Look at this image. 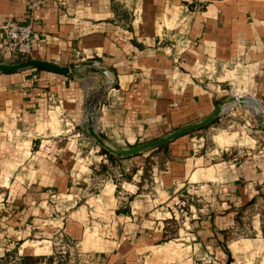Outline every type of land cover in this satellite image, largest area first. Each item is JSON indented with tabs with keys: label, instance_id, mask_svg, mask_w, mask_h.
<instances>
[{
	"label": "crops",
	"instance_id": "obj_1",
	"mask_svg": "<svg viewBox=\"0 0 264 264\" xmlns=\"http://www.w3.org/2000/svg\"><path fill=\"white\" fill-rule=\"evenodd\" d=\"M29 3L0 0V21L27 23ZM194 3L48 0L31 56L12 59L0 38V64L75 70L0 72V264L83 244L101 264H264V118L229 104L264 107V0ZM93 94L94 130L114 148L222 113L110 161L84 125ZM239 150L250 156L236 161ZM108 161L114 176L93 195ZM173 224L183 227L169 240Z\"/></svg>",
	"mask_w": 264,
	"mask_h": 264
},
{
	"label": "water",
	"instance_id": "obj_2",
	"mask_svg": "<svg viewBox=\"0 0 264 264\" xmlns=\"http://www.w3.org/2000/svg\"><path fill=\"white\" fill-rule=\"evenodd\" d=\"M24 68H40V69L53 71V72L63 74V75H73L75 73V70L73 68H60L56 65L46 63V62H40V61L23 62L20 64L11 65V66L0 64V72H2V71H6V72L17 71L19 69H24ZM237 100H240L241 102H243L242 98L237 99L236 97H232L229 103L236 102ZM221 113H222V108H218L210 117H208L207 119H205L204 121H202L200 123L185 127L179 131L174 132L173 134H171L167 137L160 138L156 141L146 143V144H142V145L132 147L129 149L114 148V147L106 144L95 132L93 119H92L90 113L87 117L86 130L88 131L89 135L100 146H102L103 148L108 150L110 153L127 158V157L137 156V155L142 154L144 152H147L149 150H153V149L163 147V146L169 144L173 140H176L180 137H183L185 135L193 133L197 130H201V129L207 127L208 125H210L212 122H214V120L216 118H218Z\"/></svg>",
	"mask_w": 264,
	"mask_h": 264
},
{
	"label": "rangeland",
	"instance_id": "obj_3",
	"mask_svg": "<svg viewBox=\"0 0 264 264\" xmlns=\"http://www.w3.org/2000/svg\"><path fill=\"white\" fill-rule=\"evenodd\" d=\"M238 94H241V93H237L236 95ZM95 97L96 95L93 94V96L89 98V104H88L89 107H88V112H87V116L89 115V113L91 114L93 122H94V117L92 115V106L95 103V100H94ZM247 108L251 109V111L256 117H261L258 114H256L253 108L249 106H247ZM84 125L86 127L87 118L84 121ZM95 144L96 146L98 145L97 143ZM88 151H90V147L84 148L82 157H87L89 153ZM105 165H106V168L104 169H103L104 164L102 163L100 166L98 165L99 167H97L96 170H94L96 178L94 181V188L92 191L93 195H97L102 189V185H103L102 175L114 176L113 172H114V168L116 167L115 164L111 165L110 161H108V164L106 163ZM184 213H186V211H184ZM182 227H183L182 225L173 224L171 227L172 233H171V237L169 238V240L178 238L179 236L177 234L180 232V229H182ZM93 248L94 247L92 246H86L84 244L79 246L78 248L75 245L74 246L71 245V248L66 245H61L60 247H58V249L55 251L54 254L47 256V257H40L36 261H34V264H101V260L98 258L99 254L91 252V251H84V249L88 250V249H93ZM201 264H214V260L207 259L205 262H202Z\"/></svg>",
	"mask_w": 264,
	"mask_h": 264
},
{
	"label": "built area",
	"instance_id": "obj_4",
	"mask_svg": "<svg viewBox=\"0 0 264 264\" xmlns=\"http://www.w3.org/2000/svg\"><path fill=\"white\" fill-rule=\"evenodd\" d=\"M47 1L48 0H30L29 3L30 16L27 23H21L15 20L0 21V38L7 54L12 59L24 60L29 56H31L33 49L32 40H33L34 26H35L34 13L37 10L41 9ZM209 2L210 0H195L193 9L195 11H200L204 9ZM35 78H37V76H35ZM237 99H240V97ZM262 108L264 110L263 106ZM246 156H250V155L246 153L244 150H239L236 153L235 160L237 161Z\"/></svg>",
	"mask_w": 264,
	"mask_h": 264
},
{
	"label": "trees",
	"instance_id": "obj_5",
	"mask_svg": "<svg viewBox=\"0 0 264 264\" xmlns=\"http://www.w3.org/2000/svg\"><path fill=\"white\" fill-rule=\"evenodd\" d=\"M166 146V145H165ZM163 146V147H165ZM163 147H160V148H163ZM102 152L104 155L107 156V158L110 160V161H114L118 158H122L121 156L119 155H115V154H112L110 153L108 150H106L105 148H102ZM130 158V157H129ZM106 168V165L103 166V169ZM38 258H33V257H28V258H25L23 263L22 264H34V261H36Z\"/></svg>",
	"mask_w": 264,
	"mask_h": 264
},
{
	"label": "bare ground",
	"instance_id": "obj_6",
	"mask_svg": "<svg viewBox=\"0 0 264 264\" xmlns=\"http://www.w3.org/2000/svg\"><path fill=\"white\" fill-rule=\"evenodd\" d=\"M240 98H242V97H240ZM229 104H234V105L244 104V105H247V106H251V107H253L256 110V112H258L261 115H263V118H264V110H263L262 106L259 103H257V102L249 101L247 99H243V102H241L240 100H237L236 102H231Z\"/></svg>",
	"mask_w": 264,
	"mask_h": 264
}]
</instances>
